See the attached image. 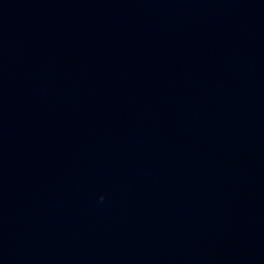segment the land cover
I'll use <instances>...</instances> for the list:
<instances>
[{
	"label": "water",
	"instance_id": "95a60500",
	"mask_svg": "<svg viewBox=\"0 0 264 264\" xmlns=\"http://www.w3.org/2000/svg\"><path fill=\"white\" fill-rule=\"evenodd\" d=\"M0 264H264V0H0Z\"/></svg>",
	"mask_w": 264,
	"mask_h": 264
}]
</instances>
